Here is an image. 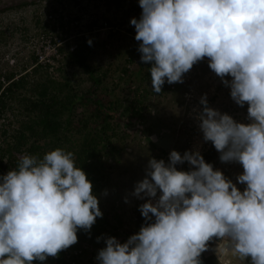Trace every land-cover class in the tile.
Wrapping results in <instances>:
<instances>
[{
	"label": "clouds",
	"instance_id": "obj_1",
	"mask_svg": "<svg viewBox=\"0 0 264 264\" xmlns=\"http://www.w3.org/2000/svg\"><path fill=\"white\" fill-rule=\"evenodd\" d=\"M131 18L151 88L183 83L193 65L208 67L230 89L248 123L208 106L196 114L205 142L222 163H239L236 183L199 150H176L168 161L150 158L132 196L145 223L120 242L102 235L98 264H264V0H138ZM89 45L92 41H87ZM230 78V79H229ZM187 163V171L177 165ZM237 184L244 185L243 190ZM125 202H128L127 199ZM103 213L93 185L74 154L56 148L23 155L0 176V264L44 262L78 242Z\"/></svg>",
	"mask_w": 264,
	"mask_h": 264
},
{
	"label": "rangeland",
	"instance_id": "obj_2",
	"mask_svg": "<svg viewBox=\"0 0 264 264\" xmlns=\"http://www.w3.org/2000/svg\"><path fill=\"white\" fill-rule=\"evenodd\" d=\"M67 8L71 16L79 18L76 29L87 37L82 41H92L91 45L82 44L78 51L93 77L100 80L97 93L105 94L110 101L121 98L133 102L137 114L124 113L121 123L112 121L114 133H107L110 137L106 144L93 138L90 125L77 129L80 126L77 118L89 121L92 110L90 102L81 101L75 105L73 113L67 114L68 130H63L57 137L31 140L27 146L33 144L45 153L61 148L74 154L83 138H93V148L99 151L101 164L93 184V194L98 198L103 213L102 218L96 220L104 223L101 235L111 236L112 231L118 234L115 238H119L122 237L120 230H128L135 214L140 213L138 206L144 201L132 196V191L136 182L144 178L148 160L156 158L167 162L172 150L181 154L186 150L202 153L207 148L196 118L202 108L199 103L201 96L207 94L209 107L243 123H248L247 105L239 107L235 104L230 97V89L208 67L207 58L193 65L184 75L183 83L166 82L159 94L151 88L150 64L144 63L140 74L135 76L141 56L138 51L140 42L134 39L135 28L130 19L140 18L142 10L138 0H71ZM38 10L40 6L37 3L0 12V58L5 53L23 51L24 36L34 28L32 16ZM62 66L56 81L66 83L63 86L65 91L83 92L90 87L88 73L73 64L71 58ZM22 67L2 65L0 73H12L14 76ZM25 81V88L14 90L15 103L4 111L0 119L2 150L10 146L13 134L27 120V115L21 110V100L32 98L31 89L35 83L46 84V77L39 72ZM67 115L64 112L62 119L66 120ZM214 150L217 154L214 169L221 170L226 178L236 183V177L243 171L242 166L236 162L222 163L219 153ZM11 156L15 154L11 153ZM177 168L187 171L190 166L185 163L177 165ZM237 187L243 190L244 185L237 184ZM79 250L80 256L72 264H98V247L82 243ZM66 254L73 256L74 253L68 251Z\"/></svg>",
	"mask_w": 264,
	"mask_h": 264
},
{
	"label": "trees",
	"instance_id": "obj_3",
	"mask_svg": "<svg viewBox=\"0 0 264 264\" xmlns=\"http://www.w3.org/2000/svg\"><path fill=\"white\" fill-rule=\"evenodd\" d=\"M26 4H22L18 7H23ZM71 62L80 69L88 73V79L90 81V87L83 92H72L71 90H64L66 83L57 82L49 78L46 70L40 67H34L29 73L20 76L16 81H10L13 77L12 73L1 74L0 78L3 79V83L0 82V119L4 115V111L9 109L11 104L15 103L13 97L14 90L25 88L26 79L32 78L37 73H41L46 77V84L35 83L31 89L33 91V97L25 99L20 102L21 110L27 115V120L20 124V127L15 131L12 136V142L6 149H0V176L5 175L8 171L17 168L20 158L25 155H35L39 159H42L46 154L38 146L27 143L43 140L47 138L57 137L63 130H68L69 120L68 115L73 113L75 105L81 101L90 102L92 104V110L90 112L89 121L83 118H77V122L80 126L77 129H85L90 125V134L94 139L105 141L108 144V138L114 133V126L112 121L121 123V116L124 113L137 114V109L133 102H128L127 99H121L110 101L105 94L97 93L96 89L100 84V80L93 77L88 67L84 63V59L79 56H72ZM144 63L139 59V65L135 76L140 74V69ZM151 67V66H150ZM61 86V87H60ZM17 102V101H16ZM66 112V120L62 119L63 113ZM110 133L108 136L107 133ZM93 138H83L82 141L76 146L74 151V159L77 166H79L87 175L92 185L96 180V175L100 171V156L99 151L93 148ZM207 148L201 153L205 162L211 163L213 166L217 158V154L211 142H207ZM3 152L4 154H1ZM14 153L15 156H11ZM178 169V168H177ZM179 170V169H178ZM94 191V188H93ZM133 228L128 230H120L122 237L117 238L120 242H123L130 235L139 231L141 225L145 223L140 213H136L132 221ZM104 223L98 222L92 226L90 232L84 230H78V242L66 250L61 251L57 257H48L46 261H33V264H69L64 259L65 255L69 260L76 263V258L80 256V253H74L80 249L82 243L88 245L93 244L98 247V250L103 248V239L97 242L96 238L102 236L100 230ZM113 229V227H112ZM112 237H117L116 232H110ZM65 251L74 253L64 254ZM205 264H211L213 262L212 257L203 258ZM214 264V263H213Z\"/></svg>",
	"mask_w": 264,
	"mask_h": 264
},
{
	"label": "built area",
	"instance_id": "obj_4",
	"mask_svg": "<svg viewBox=\"0 0 264 264\" xmlns=\"http://www.w3.org/2000/svg\"><path fill=\"white\" fill-rule=\"evenodd\" d=\"M70 2L71 0H48L39 3L40 10L34 12L32 16L34 28L24 36L23 51L17 54L5 53L0 58V66L12 68L23 66L10 81H16L34 67L46 70L52 80H57L63 63L72 56H79V48L87 43L82 39L87 37L85 33L76 29L79 18L69 14L71 11L67 7L70 6ZM0 81L3 83L2 78ZM79 251L74 253L79 254ZM64 259L69 264L73 263L66 255Z\"/></svg>",
	"mask_w": 264,
	"mask_h": 264
},
{
	"label": "flooded vegetation",
	"instance_id": "obj_5",
	"mask_svg": "<svg viewBox=\"0 0 264 264\" xmlns=\"http://www.w3.org/2000/svg\"><path fill=\"white\" fill-rule=\"evenodd\" d=\"M40 2H48V0H0V12L3 9L17 7V6H20L22 4L36 5L38 3V5H39ZM130 228H133V223H132V226ZM208 257L213 258V262H211V264H213V263L217 264L216 257L211 251L203 253L201 256V259L203 260V258H208Z\"/></svg>",
	"mask_w": 264,
	"mask_h": 264
},
{
	"label": "water",
	"instance_id": "obj_6",
	"mask_svg": "<svg viewBox=\"0 0 264 264\" xmlns=\"http://www.w3.org/2000/svg\"><path fill=\"white\" fill-rule=\"evenodd\" d=\"M201 260H202V259H201ZM202 264H205L203 260H202Z\"/></svg>",
	"mask_w": 264,
	"mask_h": 264
}]
</instances>
